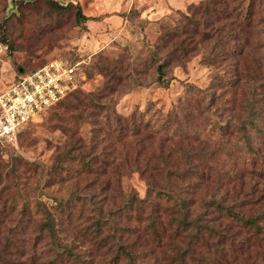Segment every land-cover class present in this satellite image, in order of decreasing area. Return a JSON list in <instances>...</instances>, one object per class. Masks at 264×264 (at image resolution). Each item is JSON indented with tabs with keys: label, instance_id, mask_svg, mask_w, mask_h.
Returning <instances> with one entry per match:
<instances>
[{
	"label": "rangeland",
	"instance_id": "rangeland-1",
	"mask_svg": "<svg viewBox=\"0 0 264 264\" xmlns=\"http://www.w3.org/2000/svg\"><path fill=\"white\" fill-rule=\"evenodd\" d=\"M50 59L85 79L0 144V264H264L214 204L264 211V0H0V92Z\"/></svg>",
	"mask_w": 264,
	"mask_h": 264
},
{
	"label": "built area",
	"instance_id": "built-area-1",
	"mask_svg": "<svg viewBox=\"0 0 264 264\" xmlns=\"http://www.w3.org/2000/svg\"><path fill=\"white\" fill-rule=\"evenodd\" d=\"M79 63L50 59L0 92V141L14 145L28 120L75 89L84 78Z\"/></svg>",
	"mask_w": 264,
	"mask_h": 264
},
{
	"label": "trees",
	"instance_id": "trees-1",
	"mask_svg": "<svg viewBox=\"0 0 264 264\" xmlns=\"http://www.w3.org/2000/svg\"><path fill=\"white\" fill-rule=\"evenodd\" d=\"M75 6H76L75 16H76V18L78 20L83 21L85 26H86L85 22L87 20H95V19H99L101 17V15H99V16H87V15L82 13L81 7H80L79 4L75 3ZM86 28H87V26H86ZM158 48H159V45H156L155 47H153V50H152L151 54L154 55V56L155 55H159V49ZM166 62H167V57L163 58V60L161 62H159L157 64V66H156V72H157L156 81L159 82L160 84L164 83V81L165 82H169V83L171 81L169 78L167 80H163V68H164V65H165ZM84 79L85 78L81 79L79 81L78 86L75 89L67 92V94L65 96H67L68 94H70L72 92H75V91L79 90L80 85L84 81ZM19 134H18V136H19ZM0 144L1 145L2 144L12 145V144L6 143L4 141H0ZM247 162L248 163L245 164L246 166H244V165L242 166V169H245L243 167H246V168L249 167L250 170L248 172H251L253 175L258 176L259 178L262 177L261 179L264 180V157L261 154L255 153L253 156H250V158L247 159ZM258 162H259V164H258L257 172H254L252 170L253 168H251V167L256 166V164ZM242 176H243V174H242ZM253 183L256 185V181H253ZM149 186L151 187L153 185L150 184ZM251 189L253 190V188H251ZM163 196H166L168 202L171 205V208H170V205L164 207L163 211L166 212L168 210V212L172 214L173 218L175 217V219L177 221L175 227L180 230V229H185L189 225L188 226L189 229H190L189 231H191L192 235L196 234L199 237V239H201L202 243H203V241L208 242L209 240L207 238L209 237L210 234L215 233L214 231H216V228L214 227L215 228V230H214V228L210 227L211 228V232L210 233L208 232L207 229L199 231V229H198L199 224H195L191 220L187 219V217L185 215L186 212H185L183 206L182 205L180 206V204H179L180 202L179 203H178V201L171 202V200L169 199V197L167 195L163 194ZM130 200L131 201H130L129 205H133L137 209H142V212H143V208H142L141 204H145V201H147V205H149V204L153 205V212L149 213V215H150L149 217L151 218V220H150L151 223H149V225L152 226L153 229L155 228V224L156 225L159 224L160 226L162 225L161 222L158 221L156 217H152V216L160 217L161 214L158 212L157 208H155L156 207L155 204H154L155 200L152 199L150 190L146 194L145 198L140 199L138 197L134 198L132 196ZM214 204H215L216 208L219 211H223V214L228 219H232L234 221L241 222L243 225H245L247 227H252L251 231H253V234H257V233L264 234V211L256 213L255 215L254 214L244 215V213L242 211H240V210L239 211H235V209H233V206L231 204H226L225 205V204H222L220 202H214ZM172 216H171V219H172ZM46 221L49 223V225H51L50 224L51 222H49L48 220H46ZM44 224H45V226L47 228V231L49 233H51L52 237H53L54 236V232H53L52 228L50 226H47V223H44ZM195 231H196V233H194ZM199 232H201V234ZM216 234L217 233L213 234V236L216 235ZM221 234H222L221 232H218V236H220ZM210 238L212 239L213 237H210ZM56 244L59 245L58 243H56ZM124 253H126L127 258L132 261V258H131L132 257V253H127L125 250H124ZM190 253L192 254V252H190ZM206 260L210 264H215V262H216V260L211 255L208 256L206 258Z\"/></svg>",
	"mask_w": 264,
	"mask_h": 264
}]
</instances>
